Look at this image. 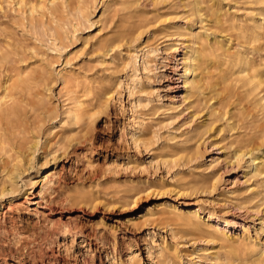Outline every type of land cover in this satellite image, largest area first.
Segmentation results:
<instances>
[{
  "label": "rangeland",
  "instance_id": "obj_1",
  "mask_svg": "<svg viewBox=\"0 0 264 264\" xmlns=\"http://www.w3.org/2000/svg\"><path fill=\"white\" fill-rule=\"evenodd\" d=\"M15 1L0 0V94L17 76L0 103V184L41 141L0 200V264H264V0H25L43 5L34 15ZM196 39L200 84L186 93ZM75 97L91 113L80 123L66 114ZM241 147L253 152L240 162ZM211 155L215 186L202 166ZM166 207L214 211L247 240L210 242Z\"/></svg>",
  "mask_w": 264,
  "mask_h": 264
},
{
  "label": "bare ground",
  "instance_id": "obj_2",
  "mask_svg": "<svg viewBox=\"0 0 264 264\" xmlns=\"http://www.w3.org/2000/svg\"><path fill=\"white\" fill-rule=\"evenodd\" d=\"M12 1V0H11ZM41 1V0H40ZM44 1V0H43ZM50 1V6H53V5H55V3H56V1L57 0H49ZM63 1V0H62ZM65 1V0H64ZM17 4H19L20 6H28V12L31 14V15H34V14H37V13H39L40 11H42V9H43V5L42 4H33V3H29L28 5L26 4V2H25V0H18V2L17 1H15ZM38 2H39V0H38ZM58 2V1H57ZM13 3V2H12ZM15 3V4H16ZM35 3V2H34ZM67 3V2H66ZM198 3V2H197ZM64 4V3H63ZM13 5V4H12ZM11 5V6H12ZM67 5V4H66ZM17 6V5H16ZM65 6V5H64ZM103 6V5H102ZM200 6V5H199ZM46 7H47V5H46ZM49 7V6H48ZM66 7V6H65ZM67 7H68V5H67ZM19 8V7H18ZM21 8V7H20ZM45 8V7H44ZM55 8V7H54ZM52 9V8H51ZM56 9V8H55ZM54 9V10H55ZM54 10H51V12L53 11V12H55ZM26 12V11H25ZM219 12V11H218ZM27 13V12H26ZM104 13H105V11H104ZM103 13V14H104ZM54 14V13H53ZM85 14V13H84ZM50 15H51V13H50ZM81 18H83L84 20H85V16L83 15V12L80 10V12H79V14H78ZM219 16H220V13L218 14ZM197 16H198V14H197ZM25 17V16H24ZM26 19V18H25ZM216 19H217V16H216ZM32 21V20H31ZM35 21V20H34ZM90 21V20H89ZM221 21V20H220ZM55 22V21H54ZM80 22H82V21H80ZM218 23V22H217ZM56 25V24H55ZM61 27V26H60ZM37 28V27H36ZM41 29H43V26L41 27ZM54 29V28H53ZM52 29V30H53ZM44 30V29H43ZM42 30V31H43ZM48 31H49V29H48ZM41 32V31H40ZM45 32V31H44ZM53 32V31H52ZM52 32H50V33H52ZM41 34V33H40ZM43 35H45L44 33H42ZM48 35V34H47ZM46 36V35H45ZM55 36V35H54ZM52 37V44H53V47L54 48H56V46H57V41H58V39L56 38V37ZM60 36V35H59ZM43 37V36H42ZM50 37V36H49ZM63 37V36H62ZM48 39V38H47ZM60 39H61V36H60ZM204 39V38H203ZM183 40V39H182ZM187 40H190V39H187ZM206 40V39H205ZM203 43V42H202ZM189 44V43H188ZM199 43H198V40L196 39L195 40V42H193L191 45H185L186 46V49L187 50H185V52H184V58H183V61H182V64H183V71H184V73H183V75H182V78H183V87H184V89H185V91H186V93H188L191 89H193L194 87H198L199 86V84H200V82H199V80L197 79V77H198V74H197V71H198V60H199V58H200V50H199V48H195V46L196 45H198ZM177 45H179V44H175V46H177ZM182 45V44H181ZM210 45V44H209ZM227 45V47L229 48V46H228V44H226ZM168 46V45H167ZM201 47V46H200ZM226 47V48H227ZM167 48V47H166ZM172 48V47H171ZM170 48V49H171ZM190 48V51L188 50ZM225 48V49H226ZM224 49V48H223ZM174 51H178V48L176 47L175 48V50H173V52ZM230 51H231V49H230ZM154 53V51L153 50H151L150 48L148 49V50H146V51H144V53H143V64H145V65H147V63H148V59L150 58V56L152 55ZM203 54V53H202ZM24 55V54H23ZM24 58V57H23ZM129 58L131 59V60H134V61H136V55L133 53L132 55H130L129 56ZM26 59V58H25ZM25 59H23V61L25 60ZM13 60V59H12ZM11 60V61H12ZM133 61V62H134ZM12 62H14V61H12ZM11 62V63H12ZM25 63V62H24ZM233 64V63H232ZM3 65V64H2ZM1 65V66H2ZM4 66V65H3ZM18 72V71H17ZM19 73V72H18ZM42 73V72H41ZM68 73V72H67ZM70 73V72H69ZM10 74V73H9ZM247 73H244L243 75H246ZM45 75V74H44ZM249 75V74H248ZM68 76V75H67ZM11 77V76H10ZM17 77V76H16ZM16 77H15V79H16ZM68 77H70V76H68ZM8 78V77H7ZM20 78V77H19ZM35 78V77H34ZM71 78V77H70ZM201 78V77H200ZM14 78H13V84H17V82H16V80H15ZM65 79V78H64ZM67 79V78H66ZM65 79V82H67V80ZM73 79V78H72ZM9 80V79H8ZM14 80H15V83H14ZM253 80V79H252ZM252 80H250V81H252ZM29 82H30V80H29ZM11 83V82H10ZM251 83V82H250ZM253 83V82H252ZM11 85V84H9V85H11V87L10 88H12V86L14 87V85ZM64 84V83H63ZM202 84V83H201ZM9 85H8V81L5 83V87H4V89H2L3 91L1 92V94H0V103H2V102H5L7 99H10V98H12V94H10V88H9ZM50 85V84H49ZM111 85V84H110ZM27 86V85H26ZM40 86H41V84H40ZM52 86V85H51ZM66 86V85H65ZM76 86V85H75ZM47 89V91H49L51 88L49 87H46ZM87 89V88H86ZM112 90V89H111ZM111 90H109V91H106L105 92V94H104V96H103V100H102V102H101V104L105 107V108H107L108 106H109V104H110V102L113 100V97H114V93L111 91ZM45 91V90H44ZM73 91V90H72ZM196 91V90H195ZM14 92V91H13ZM40 94H42V92L40 93ZM13 95H14V93H13ZM91 95V94H90ZM28 98V97H27ZM46 98H47V96H46ZM76 98V97H75ZM45 99V98H44ZM80 99H81V97H80ZM79 99V97H77L74 101H73V103H72V105L66 110V114H67V116L69 117V118H71V120L72 121H74L75 123H78L79 121H81L85 116H87V115H90V114H88L89 113V111H87L86 109H85V103L83 102V100L81 101ZM101 99V98H100ZM187 95H185L184 96V98H183V102L185 103L186 101H187ZM10 101V100H9ZM10 103H11V101H10ZM47 103H48V101H47ZM98 103V102H97ZM100 103V102H99ZM98 103V104H99ZM32 104V103H31ZM46 104V103H45ZM11 105H14L13 103L11 104ZM19 105V104H18ZM48 106V105H47ZM90 106V105H89ZM98 106H100V104L98 105ZM28 107V106H27ZM88 107V106H87ZM3 108H1V110H2ZM90 109V108H89ZM58 111V110H57ZM31 112V111H30ZM45 112V111H44ZM1 113V112H0ZM14 114V112L12 111V110H10L9 111V113H8V115L9 116H12ZM48 115H50L49 113H47ZM6 115V114H5ZM35 115V114H34ZM93 115V114H92ZM7 116V115H6ZM14 116V115H13ZM16 117V116H15ZM48 117V116H47ZM89 117V116H88ZM5 119V118H4ZM85 119H88L87 117L85 118ZM9 119L8 118H6V122L8 121ZM64 120V119H63ZM67 120V119H66ZM65 120V121H66ZM15 121V120H14ZM62 123H63V121H62ZM80 123V122H79ZM67 124H69V123H67ZM14 125V124H13ZM7 126V125H6ZM37 126V125H36ZM64 126V125H63ZM13 127V126H12ZM11 127V129H13V130H15L14 128H12ZM21 128V127H20ZM23 129V128H22ZM51 129V128H50ZM7 129H5V132H7L6 131ZM18 130L16 129V132H17ZM24 131V130H23ZM23 131H21V133H23ZM1 132H3V131H1ZM27 132V131H26ZM25 132V133H26ZM60 134V133H59ZM17 135H18V133H17ZM70 135V134H69ZM13 136V135H12ZM21 136H22V134H21ZM6 137H5V135H4V133L0 136V147L2 146V145H6V139H5ZM16 138H17V136H16ZM15 138V139H16ZM20 137L18 136V138H17V140L19 139ZM26 139V138H25ZM35 139H36V137H35ZM41 139V138H40ZM39 138L36 140V141H34L33 143H31L30 144V146L27 148V151H26V153H25V159L24 158H22V156H17L15 159L17 160L16 161V163H14V164H12V169L10 170H7V172H6V174L5 173H3L2 172V170H1V172L5 175V177H6V179L5 180H3L2 182H1V184H0V200L2 199V198H4V197H6V196H8V195H13V194H15V191H16V185H17V183H18V180L19 179H21V176L23 175V173H24V171L25 170H23L22 169V163H23V161H25V164L24 165H31L34 161H35V159H36V155H37V153L39 152V147H40V140ZM23 139H20V141H22ZM27 140V139H26ZM19 141V142H20ZM24 141V140H23ZM14 142H16L15 140H14ZM18 142V143H19ZM10 144V143H9ZM23 144V143H22ZM15 145V144H14ZM210 145V144H209ZM20 146H22L23 147V145H20V143H19V145H18V148H20ZM26 145H24V147H25ZM42 147V146H41ZM11 148V147H10ZM17 149V148H16ZM22 149V148H21ZM11 151H13L14 149L13 148H11L10 149ZM18 150V149H17ZM202 150L200 149V148H198L197 149V151H196V153H195V157H193V158H195V159H197V160H199L200 158H202L203 157V155H202V152H201ZM10 152V151H9ZM19 152H20V150H19ZM252 152H253V150H251V149H247V148H245V147H241V148H239L237 151H236V153H235V159L237 160V161H242V160H244L245 159V157L246 156H248L249 154L251 155L252 154ZM21 153V152H20ZM23 153H24V151H23ZM3 155V154H2ZM14 155V154H13ZM51 156V155H50ZM5 157V156H4ZM11 157H12V155H11ZM210 158V160H208V161H206L205 162V164L204 165H202V166H204L205 167V172L207 171V173L209 174H211V177H212V179H214V184H213V186H215L216 184H217V182H218V177H217V174L216 173H213L214 172V170L213 169H215L214 167L219 163V158H215L214 156H209ZM251 158L250 159H248L249 161H247V162H250L249 164V167H256V169H255V171H257L258 170V165H257V163H256V159L254 158V157H252V156H250ZM3 158V157H2ZM6 158V157H5ZM24 159V160H23ZM51 159V158H50ZM58 159H59V156L58 157H56V156H53V161L56 163L57 161H58ZM4 160H6V159H3L2 161H4ZM45 162L42 164V167H45V166H47L48 165V162L50 161V160H48L47 161V159L45 158ZM206 160V159H205ZM7 161V160H6ZM6 161H5V166L7 165V163H6ZM203 161H204V157H203ZM1 162V161H0ZM2 163V162H1ZM23 165V166H24ZM2 166V168H4V165H1ZM9 167V166H8ZM25 167V166H24ZM5 171H6V169H4ZM3 170V171H4ZM2 173H1V175H2ZM50 173V174H49ZM4 179V178H3ZM52 179H54V176L52 175V173H51V171L50 172H48V174H47V176H45V179H44V181H43V187L45 186V185H47L48 183H50V182H52ZM22 180V179H21ZM29 183H30V185L32 186V187H34L36 184H37V182H32V180H29ZM91 195V194H90ZM11 198V197H10ZM13 200H14V198L12 197V199H10V204L9 205H13L14 203H13ZM13 203V204H12ZM8 205V206H9ZM14 206V205H13ZM8 208H10L11 209V207L9 206ZM165 210H167V211H171V212H176L177 214H175L174 216H176L177 218H179V219H186V221H187V223L189 224V225H191V226H193V227H195V228H197L200 232H202L203 234H205V235H209L210 236V238H211V240H210V242H214L213 240L214 239H217V238H221L223 241L225 240L224 238H226V240H229V241H232V242H237V241H240V240H243V239H245V241L247 240L246 238H247V236H246V238L245 237H238V236H236V237H234V236H232L231 237V235H228L226 232H225V229H227V228H231V227H233V229L236 227V225H237V223L238 222H235V221H229L228 219H225V217L223 218L222 216H218L214 211L212 212V211H207L206 212V210H203L201 207H199L198 208V210H195L194 212H191L189 215H185L184 213H182V212H180L177 208H172V207H166V208H164ZM204 214V217H202V215ZM206 218V219H205ZM185 222V221H184ZM244 229H245V226H244ZM197 230V231H198ZM221 231V234H222V237L220 236V237H218L217 236V233L219 234V232ZM246 231V230H245ZM246 234V233H245ZM242 236H244V235H242ZM234 238H235V240H234ZM218 240V239H217ZM252 241V240H251ZM261 242V243H260ZM258 243V245L259 244H261V245H263L264 246V243H263V241H259V242H257ZM256 243V244H257ZM254 244V243H253ZM257 246V245H256ZM256 246H255V249H256ZM258 247V246H257ZM261 250H262V248H261ZM237 251V250H236ZM250 251V250H249ZM250 253V252H249ZM260 254H261V256H263V254H264V249L262 250V252H260ZM238 255V254H237ZM247 255V254H246ZM260 257V256H259ZM224 258V257H223ZM262 258V257H261ZM226 259H229V258H226ZM218 260H219V258H218ZM223 260V259H222ZM245 260V259H244ZM252 260V259H251ZM254 260V259H253ZM256 261V260H255ZM227 262V261H226ZM236 263V262H235ZM248 262H246V264H247ZM254 263V262H253ZM130 264H133V262H131ZM224 264H227V263H225L224 262ZM256 264H262L261 263V261L260 260H257V262H256Z\"/></svg>",
  "mask_w": 264,
  "mask_h": 264
}]
</instances>
